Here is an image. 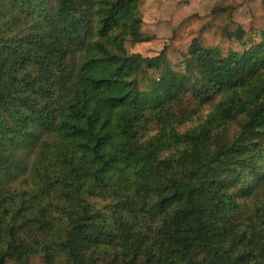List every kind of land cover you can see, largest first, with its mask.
Wrapping results in <instances>:
<instances>
[{"label":"trees","instance_id":"16d2710c","mask_svg":"<svg viewBox=\"0 0 264 264\" xmlns=\"http://www.w3.org/2000/svg\"><path fill=\"white\" fill-rule=\"evenodd\" d=\"M139 1L0 0V264H264V30L140 90Z\"/></svg>","mask_w":264,"mask_h":264},{"label":"rangeland","instance_id":"374dc122","mask_svg":"<svg viewBox=\"0 0 264 264\" xmlns=\"http://www.w3.org/2000/svg\"><path fill=\"white\" fill-rule=\"evenodd\" d=\"M138 14L140 30L150 39L127 42L126 48L146 59L159 56L157 69L146 66L145 62L137 76L140 90H148L151 81L165 70L184 72L193 39L202 46H215L226 55L256 44L264 30V0H140ZM176 107L189 111L196 108L186 95L180 96ZM207 109L204 105L179 129L197 123Z\"/></svg>","mask_w":264,"mask_h":264}]
</instances>
